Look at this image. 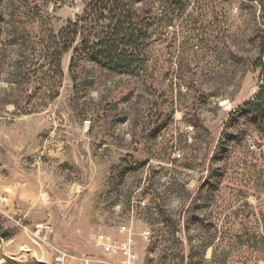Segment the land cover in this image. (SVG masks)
I'll list each match as a JSON object with an SVG mask.
<instances>
[{"label":"rangeland","instance_id":"obj_1","mask_svg":"<svg viewBox=\"0 0 264 264\" xmlns=\"http://www.w3.org/2000/svg\"><path fill=\"white\" fill-rule=\"evenodd\" d=\"M86 7L0 0V264L93 255L124 226L136 264H264V127L236 113L264 87L259 5L143 0L138 74L95 64L82 23L60 79L50 38Z\"/></svg>","mask_w":264,"mask_h":264},{"label":"trees","instance_id":"obj_2","mask_svg":"<svg viewBox=\"0 0 264 264\" xmlns=\"http://www.w3.org/2000/svg\"><path fill=\"white\" fill-rule=\"evenodd\" d=\"M143 0H85V18L71 22L57 36L52 35L49 46L52 50L50 64L56 75L62 79V60L73 49L81 31V24L90 31L85 42V53L92 57L95 64L117 75L135 76L146 65V52L151 43L150 29L153 17L145 8L138 5ZM167 10L182 16L189 0H161ZM259 5L261 22L258 42V67L264 69V0H251ZM76 60L72 61L74 65ZM251 112L261 127H264V87L257 99L236 113Z\"/></svg>","mask_w":264,"mask_h":264},{"label":"built area","instance_id":"obj_3","mask_svg":"<svg viewBox=\"0 0 264 264\" xmlns=\"http://www.w3.org/2000/svg\"><path fill=\"white\" fill-rule=\"evenodd\" d=\"M177 157L181 158L180 154ZM43 229L45 228H37V234H42ZM121 232L126 234L127 238L119 241L114 240L110 236L92 234L91 242L97 253L89 256L74 257L65 252H59L51 264H136L137 249L133 235L125 226L121 228ZM149 236L150 234L147 233L146 238ZM43 239L47 240V235Z\"/></svg>","mask_w":264,"mask_h":264}]
</instances>
